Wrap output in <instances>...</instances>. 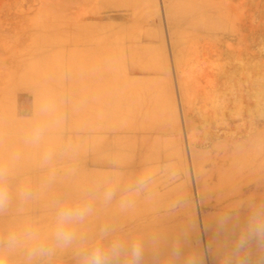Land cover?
I'll return each mask as SVG.
<instances>
[{"label":"rangeland","instance_id":"obj_1","mask_svg":"<svg viewBox=\"0 0 264 264\" xmlns=\"http://www.w3.org/2000/svg\"><path fill=\"white\" fill-rule=\"evenodd\" d=\"M128 1L129 2H127L126 0H111V1L107 0V2H106V0L105 1L104 0H0V161L4 160L7 157V154L11 149L18 148L22 152L21 160L24 159V161H21L19 163V164H22V162H23V164H22L23 166L22 165L19 166V164H18L17 166L20 168L16 167V169H15V183H20V182L21 183L22 182L28 183L33 188L37 189L39 192L37 197L34 200H32L29 204H27L23 207H17L14 205L6 214L0 215V232L6 231L9 227H11L13 225L21 224V223L29 222V221L35 222L43 228H47V226L52 221L53 212H54L53 204L56 200H58L60 198H64V197H69L73 201H75V200L79 199L80 190L82 188L102 185L103 182L107 178L112 177V176H109V175H113L112 173H114L113 177H116L119 180L121 179V176H122V179L120 180V182L122 184L123 181L127 182L130 179L139 175L141 172L147 171L145 169V168H148L147 165L151 166L152 164L157 163V165H153L151 167L152 170L155 169L156 166L158 168V169L156 168L157 169L156 171L153 170V172H152L155 175L156 181L154 180V183L151 185L148 192H146L147 194L144 193L136 199V203H135L134 207L128 209L126 212H122L117 205L115 206V204H116L115 202H113V204L108 205V206L98 204L96 207V211H95L94 215L86 222L85 225L82 226L81 230L85 231L89 234H93L103 224H107V223L108 224H113V223L116 224L117 223L116 225H118V223H119L118 219H119L120 215H122V218L127 217V219L122 221V220H120L121 219V217H120V219H119L120 220V224H119L120 226H118V227H120V229H122V228L125 229L126 224L128 225L129 228H130V226L132 228V225H133V228L132 229L130 228V232L126 230V232H124V233H135V231L137 230L136 232H138V233H143V234L146 233L145 235H150V234L155 233V232L159 233L157 227L160 226L159 230L161 233H159V234H163L162 236L160 235L162 238L165 239V237H168L169 234L170 235L172 234V236H173V237L169 236V241H168V238H166V240H167L166 242L163 239L164 243H163V241H161L160 247L165 246V244H167V246L170 247L171 244L175 240L179 239L182 243L181 245H184V246H182V249H185V250H182L184 255L185 254L187 255L188 252L190 253L192 251H196L203 256V264H220L221 252H222L224 246L226 245V243H228L233 238V234H234L233 230L235 229L233 227H235L236 225H239V223L241 221L238 222L239 220L237 218L233 217L232 222L233 223L235 222L234 223L235 225L233 223H231L232 226L230 225L229 229L222 231V232L220 231V233H219L218 232L219 229H218V225H217V219L222 213H224L223 210H221L219 207L221 206V204H226V203L233 201V200L234 201L239 200V202H242V198L247 199L248 195H249L248 192L245 193L244 195H238L237 196L236 193L234 194V190L240 189V187L243 184L244 185L247 184L246 183L247 180L249 183H251L252 181H249V179L254 181L255 177L259 176L260 174L264 175V170L262 171V173H260L259 171L256 172V170L254 169L256 167V165L258 164V162L261 161L260 160V159H262L261 157L264 156L263 155L264 154V148H263L264 147L263 146L264 141L263 142L261 141V139L264 140V138H262L264 135V119H263V117H264V0H211V2H210V0H204V3H202L203 2L202 0H191V1H188V0H143V2H141L142 0H139L138 1L139 3H137V4H139L138 8H137L136 4L134 6V4H133L134 2L132 0H128ZM187 1H188V3H187ZM118 2H119V4H118ZM121 2L124 5L129 3V6L128 5L124 6L121 4ZM136 2H137V0H136ZM191 3L193 5H191ZM195 3H197V4L201 3V5H199V4L197 5ZM131 4H133V5H131ZM140 4H142L143 6L141 5V7H139ZM99 6H100V10L98 8ZM131 6H133V7H131ZM95 8H97L98 11ZM134 8H137V9H134ZM79 11L81 13H79ZM92 11H93V13H92ZM183 11L185 14L183 13ZM199 11H201V12H199ZM186 13H188V14H186ZM41 16L42 17L44 16L43 19H41L42 18ZM52 16H54V18ZM198 16H199V18H198ZM45 17L46 18L48 17V18L46 19ZM195 17H197V18H195ZM44 18H45V20H44ZM48 20L49 21L53 20V22H56L55 26H53V24H54L53 22H52L53 23L52 25L50 22H44V21H48ZM206 20H209V22H208L209 25L207 24ZM78 21H79V24L82 26L79 25L77 28L76 26H77ZM46 23L50 24L51 26L50 25L46 26L47 25ZM83 23L86 26L85 25L83 26ZM91 23H92V25H90ZM103 23H105V24L102 25ZM108 23L109 24L113 23V24L109 26ZM40 24H44V25L46 24V25H45V27H43V25L41 27ZM73 24L76 26H74ZM130 24H131V26H130ZM105 25L106 26L108 25L107 26L108 29H105V27H106ZM210 25H212V26L210 27ZM182 26H184V27H182ZM189 26H190V28H189ZM81 27H82V29H81ZM84 27H85V31L88 30V32L84 31ZM118 27L120 28L119 30L117 29ZM185 27H187V28H185ZM138 28H140L139 31H138ZM179 28L180 29L182 28V29L180 30ZM89 29L91 32H93L92 36H90L91 32L89 31ZM94 29L95 30L97 29L98 31H95ZM116 29H117V31L115 33ZM134 29H135V31L133 33ZM81 30L83 33L81 32ZM92 30H94V31H92ZM99 30H101V31H99ZM102 30L104 32V35H103V33L101 35ZM129 30L131 31V33ZM119 31L120 32L123 31V32H121L122 36L124 35L123 37L121 36ZM108 32L111 33L112 37H114V38H111L112 40L110 39L111 36L109 35ZM113 33H114V36H113ZM136 33H138V34H136ZM95 34H96V36H95ZM134 34L136 35L135 39H133L135 37ZM47 35L48 36L51 35V36H49V38L51 37L50 41H49ZM87 35H89V37L95 36V37L91 38L93 41H89L91 39H89V37ZM105 35H106V37L110 36L109 37L110 40H108V38H106ZM126 35L128 37H126ZM137 35H138L139 39L137 38ZM40 36H41V39H40ZM55 36L58 37V39L55 38ZM74 36H75V39H74ZM37 38H38V41H37ZM99 38L100 39L102 38L101 40H103V38H104L107 41L106 42H104V40L101 41ZM113 39L114 40L116 39V40L114 41ZM117 39H118V41H117ZM85 40H87L88 42ZM122 40H123V42H121ZM46 41L48 44L46 43ZM51 42H53V43H51ZM107 42L110 43V45ZM113 42L115 45L113 44ZM118 42H119V44H118ZM126 42L128 45L126 44ZM134 42L136 44L137 43H139V44H137L135 46ZM140 42L142 44H144V45H142L144 47H146V44L149 45V46H147L148 51L146 50L147 47L144 49H141V47H140L141 43ZM94 44H95V46H94L95 48L91 47ZM106 44L109 47H107ZM124 44H126L125 45L126 47L124 46ZM96 45H97V47H96ZM74 46H76V50L74 49ZM80 46L83 49V51L79 53L78 50L80 49L79 48ZM84 46H86V48H83ZM88 46H90L91 50H89L90 48H87ZM100 46L102 48H104L103 50H106V47H107L106 52L101 51L102 48ZM111 46H112V48H111V50H109V48ZM134 46L138 50H136ZM149 48H150V50H149ZM37 49H39V51H37ZM92 49H94L93 51H96L97 53L93 52ZM113 49H115V50H113ZM46 50L49 52H47ZM88 50H89V52L90 51H92V52L89 53ZM135 50L139 54L137 52H135ZM100 51L102 52L101 56L97 55L98 53H101ZM116 51H118L120 53L117 52L118 54L116 55ZM85 52H88V55ZM114 52H115V54H113ZM54 53H55V55H53ZM92 53L96 54V55H93L95 58L97 56H99L102 58V60H103L102 56L104 55V53H106V55L108 56V58L106 57L107 60L108 59L110 60V58L113 57L112 60H114V61L122 60V63L119 61H118L119 63L113 62L114 66H112L113 69H111L112 68L111 67V65H112L111 61L112 60L111 61H109V60L105 61L106 59H104L105 62H110V66L107 65L108 63H106L107 66L104 67L105 70L104 69L102 70V68L99 69L102 71H100L101 73L98 74V76L100 75V77L97 79L96 76H97L98 72H96V71L98 69H97L96 65L100 66L102 64L101 67H103L105 65V62L98 60L99 63L102 62V63L98 64V62L96 61L98 58H96L95 62H94V59H93V61L90 60L93 58ZM133 53H135V54H133ZM42 54H44L43 58L41 57ZM110 54H113V55H110ZM74 55H76L77 58ZM80 55L81 56L83 55V56L80 57ZM136 55L139 58H136ZM90 56H91V58H89ZM110 56H112V57H110ZM115 56L117 57V60H116ZM118 56L120 59L118 58ZM147 56L148 57L152 56V57H150L151 59H148ZM48 57H50V58H48ZM54 58H55V60H54ZM82 58L83 59L89 58L86 60V62L87 61L88 62L86 63L84 61L85 59L82 60ZM104 58H105V56H104ZM133 58H136L137 62H139V63L136 62L137 63L136 64L135 60ZM180 58H182V60ZM139 59L141 61H138ZM43 60H46L44 62L48 61L49 63L48 62L46 63L48 65H46L43 62ZM79 60L80 61L82 60V61L79 62ZM143 60H144V63H143ZM34 61H36V62H34ZM56 61L58 63H56ZM174 61H176V62H174ZM84 62H85V64H84ZM124 62H125V66L123 64ZM141 62L143 63V65ZM146 62H148V65L146 64ZM81 63L84 64L85 66L82 65ZM115 63L116 64L118 63L119 66L116 65ZM38 64L40 65V67L41 66H43V67L38 68L39 67ZM50 64L52 65V67ZM54 64H55L56 68L54 67ZM72 64H73V67L71 68ZM86 64H87L88 68H86ZM88 64L90 66L92 65L94 68L92 66L89 67ZM94 64H96V65H94ZM145 65L148 66V69H144V68H147ZM161 65H162V67H160ZM83 66L85 67V70L87 69V72H88L87 74H86V71L83 69ZM114 67H115V72H114ZM131 67L135 68L134 72L130 71ZM30 68L32 71L30 70ZM79 68H80V70L81 69L82 70L81 71L79 70V72H78ZM92 68H93V70H92ZM106 68L109 70H106ZM40 69H42L43 72ZM88 69L91 71L89 72ZM110 69H111V74L114 75V80L118 79L117 82L115 81V83H114V80H112L113 77H110L113 75H110V72H107V71H110ZM46 70H48L49 72L48 71L46 72ZM21 71L23 74L26 73L24 76L26 77V75H27L28 79H26L22 74V78H23V80H22V78L20 76ZM104 71H106L105 74H104ZM51 72H53L56 75H54ZM55 72H57V73H55ZM81 72H85L84 75H86L87 77L82 76L83 73H81ZM118 72H119V74H117ZM80 73H81V75H80ZM121 73L125 74L124 79L126 81L124 79L122 80V78H123L122 76H124V75H122ZM43 74H45L46 77H44ZM92 74L96 75L95 76L96 78L93 79L94 81L93 80L91 81V79L94 78ZM107 74L109 75V78H111L110 81L111 80L113 81L112 83L109 82V80L107 81V79H108L106 77ZM228 74H229V76H228ZM8 75L10 76L9 78H8ZM38 75H39V77H38ZM49 75H50V77H49ZM51 75H52V77H51ZM102 75L105 78H102ZM133 75H134V77H133ZM136 75H137V78L139 76H141V77H139V79L142 78L143 80L142 79L141 80H139V79L134 80ZM153 75H156V76H153ZM15 77L16 78L19 77L21 79H18V78L16 79ZM90 77H92V78L90 79ZM54 78H55V80H54ZM78 78H80V79H78ZM84 78H86V79H84ZM14 79H15L14 84L16 85V81L18 83V85H16V86L13 84ZM48 79L51 82H49ZM88 79H90V80H88ZM96 79L97 80L100 79V80L96 81ZM120 79H121V81H119ZM144 79H146V80H144ZM11 80H12L13 86L11 85ZM43 80H45V81H43ZM82 80L84 81L83 85H85V86H83L81 84ZM227 80H228V82H227ZM103 81L106 82V84H104ZM132 81L134 82V84ZM141 81H142V83H141ZM27 82H28V84H26ZM91 82H93L94 85L92 84V86H91ZM239 82H240V84H238ZM38 83H40V84H38ZM96 83H99L100 85L104 84L106 86H107V84L110 85V83H111L112 85H110L109 88H108V86L106 88L105 87L103 88L102 87L103 85L100 87ZM113 83L115 84V90H114V84ZM136 83H138V85ZM129 84H130V86H129ZM143 84L146 86L145 88H144ZM39 85L41 87H39ZM95 85L96 86L98 85V87H97L98 90H99V87H100V90H102V89L105 90V91L103 90L104 92L102 91L104 93V95L102 94L103 96H105L107 94L106 91L111 90V92H113V93H111L109 91V93L112 94V96L110 95V97H109V99H111L110 100L111 102L108 101L109 103L108 104L106 103L107 100L103 99L100 96L101 93H98V92H100V90L97 92H96V90L95 91L90 90V88L93 89L94 87H96ZM133 85H135V86H133ZM139 85L141 86L142 89L139 87ZM237 85L241 89H245L249 95L248 96V98H249V116L251 117L250 121L256 122V123L253 122L254 125H253V123H251L252 125H251V134L250 135H252V136L254 135V137L256 136L255 137L256 139H259V138H261V139H259V141H256V144H255L254 143L255 138H254L253 143L255 145L253 143H251V141H250V143L252 145L249 144L250 145L249 146L250 150L248 149L249 153L247 152L245 155L242 154L243 153L242 150L239 151L240 152V155H239V152L237 151L239 149H237L238 146H236L237 152L236 151L235 152H236V155L239 156V159L237 157H235L236 159L233 162V164H235L234 166H232L233 164H231L230 165L231 167H230L226 164L224 167L228 166L233 170V168H235V166H236V168L238 167V170L235 169V171L233 170L234 172H232V170H230L229 168H224V167H222L224 169L220 168L219 170H217V169L215 170L214 167L212 166L213 165L212 162L214 163L216 161L215 153L217 154L218 151H221V146L224 145L223 137L221 136L223 139V142L221 141L222 139L220 140L221 137H213L212 139L206 141L207 143L205 142L201 145L197 144L196 141H197V139H202L200 137H205L206 135L210 134V132L214 131V129L216 130V128H214V127H216L217 125L216 126H214V125H215V122L217 120L216 119L217 116L220 114L219 110L221 112L223 109L224 113H226L229 108L232 110L235 108L237 109L236 106L239 105V102L236 103V106H234L233 104H230L228 109L224 108L223 105L219 106V104H221L220 103L221 99L223 97L229 95L230 88L231 89L234 88L233 91L235 92V97L237 99H239L238 93L240 92L241 89L239 90L238 89L239 87ZM47 86H48V88L50 87L51 89L50 88L48 89ZM75 86L77 88H75ZM124 86H126V87H124ZM147 86H148V88H147ZM243 86H245V87H243ZM247 86H249V88ZM86 87H89V88H86ZM122 87L124 88L123 90L120 89ZM132 87H135V88H132ZM182 87L184 89L180 90ZM9 88H12V89H9ZM43 88L48 90V91L50 90L49 94L47 93L48 91H45ZM52 88H53V90H52ZM97 88H95V89H97ZM128 88H129V90H127ZM235 88L238 89V90H236L237 92L235 91ZM38 89H40V90H38ZM55 89L58 90L60 93L58 91L56 93ZM62 90H63V92H62ZM131 90H133V91H131ZM135 90H136V92H135ZM145 90L147 91V94H146ZM42 91L45 92V95L49 96V97L48 98L44 97L45 95H44V93H42ZM91 91L93 92V94H92L93 96L89 95V93ZM120 91L123 92V93L121 92L122 95H120V93H119ZM128 91H129V93H126ZM85 92H87V93H85ZM137 92H140V93H137ZM50 93H51V95H50ZM54 93H56V95ZM117 93H118V95H117ZM152 93H153V95H152ZM184 93H185L186 99L188 101H191V107L194 108L193 112L191 110V114L196 117L195 118L196 120L194 119L195 121L193 120V123H195L194 125L196 128L195 129L196 131H194V132H196L195 138L198 136L197 139H195L196 140L195 142L194 141L191 142L187 138L186 128L184 127V125H182L183 122H182V114L181 113H183V108L186 105L185 101L182 98ZM94 94H96V96ZM97 94L99 95V97H101L100 101L96 100V99H98ZM115 94L117 95L116 96L117 98L114 96ZM124 94H128V95L124 96ZM140 94H142V95L144 94V96H141ZM52 95L55 97L50 98V96L53 97ZM119 95L122 96V98L126 97L125 100L126 99H129V100L123 102L124 99L122 100V98ZM89 96L91 98H87ZM136 96H138V99ZM92 97H94V98H92ZM140 97H141V99L143 97V101L144 100L145 101L144 102L143 101L138 102ZM43 98L53 99L55 101L57 98H59L61 103H59V101L58 102L56 101V102H57V110H58V113L60 111V114H61L62 108H64L63 112H62L63 116L60 117V122H59L60 124H58L59 127L57 125H54L51 128V130H53V131L51 132V130H50V134L51 133L54 134L53 135L54 138L51 137L52 134L51 135L49 134L50 136H48L49 138L51 137L50 139H53V140L47 141L49 143L51 142L52 145L46 142V146H54V149L57 152V157L55 159L54 167H53L54 169H51V170L48 168H43L40 165H38V163H37L38 159H39L38 162L40 164V158H39L40 157L39 152H41L40 148H38V150H36L37 147H34L37 152L40 150L38 153L36 151L34 152L33 151L34 148L32 149L31 146H30V148H28L29 146L27 147L26 145H24L22 143V137L17 138L18 142L13 141L16 139L15 137H17L19 133L21 134L22 131L26 133L25 130L31 126V124H32L31 119L34 116L33 114H31V112H32L31 110H33V107L35 108L34 105H36V103L38 101H40L39 99H43ZM33 99L37 102H35ZM61 99H62V101H61ZM89 99H93V100H91V103L88 102ZM119 99H121V100H119ZM149 99H150V103H149ZM101 100L102 101L106 100V102H102ZM152 100H155V101H152ZM85 101H87L88 104ZM96 101H99L97 103V105H96ZM114 101L118 102V104H116ZM136 101L139 104H137ZM93 102H95V105H96L95 111H97L98 114L99 113L101 114V112L103 111L102 110L101 112H99L101 110L102 106H106L105 104H107L108 106H106V112H108L109 115H110V113L112 114V112H113V114H112L113 117L111 115V117L109 116V118H108V114H106V112H105L104 116L105 117L107 116L106 118L103 116V114H101V116H103V117L100 116V118L97 119L96 116H98V115L92 114L93 108H91V107H92ZM100 102L103 103V105L101 107L99 106ZM113 102L116 105H118V107H116ZM140 102H142V103H140ZM153 102H156V103H153ZM85 103H86V106H85ZM124 103H125V107H124ZM210 103H212L211 106H210ZM213 103L215 104V106ZM126 104H128V105H126ZM130 104H133V105L135 104V105L132 106ZM145 104L147 107V109L145 108V110H147L145 112L146 113L145 115H147L146 121L148 120L149 116H150V119H149V121L146 122L144 119L146 117L145 116L143 118L144 123H142L143 121L141 122V120L139 121L138 119L141 116L142 117L144 116L143 112H144ZM216 104L218 106H216ZM87 105L90 106L89 109L87 108L88 111L85 108V107H87ZM100 105H101V103H100ZM119 105H121V106H119ZM129 105H130V107L128 108ZM150 105H151V107H150ZM31 106H33V107L31 108ZM97 106L100 107V110H99V107L97 109ZM109 106H110V110H108ZM111 106H112V108L115 107L116 111L119 110V107H121L122 110H124V111H122L120 109L119 110L120 114H118L114 109H113V111H111L112 110ZM138 106H141V107H138ZM209 106L210 107H212V106L216 107V109L213 110V108H212V109H210L211 110L210 111ZM222 106H223V108H222ZM218 107H220V109H218ZM116 108H118V109H116ZM123 108H126V110L129 109L127 111L130 113L128 114V112ZM140 108H141V110H139ZM149 108H151L150 109L151 111H149ZM59 109H61V110H59ZM131 110H132V112H131ZM138 110L140 112H138ZM104 111H103V113H104ZM109 111H111V112L109 113ZM121 111H122V114H121ZM175 111H176V113H175ZM124 112H126L128 114L127 115L125 113L126 116H130V117L127 118L125 115H123ZM133 112H134V115H133ZM149 112L150 113L152 112V113L149 114ZM88 113H89V115H88ZM214 113L217 114V116ZM60 114H59V116H60ZM152 114H153V116H152ZM173 114L174 115L176 114L175 115L176 117L178 116L177 119H176V117L173 116ZM31 115H33V116H31ZM92 115H94V119H92V117H91ZM132 115H133V117H132ZM212 115H214L216 117H212ZM29 116L31 117L30 119H28ZM119 116L122 117V121L119 120V119H121V117H119ZM124 116L126 117L127 121L124 120ZM225 116L226 115L224 114L223 117H225ZM116 117H119V118H117L118 123H117V119H113ZM151 117L153 118V120ZM162 117H164V120L162 119ZM111 118L116 123H112ZM154 118H156V120ZM173 118H175V119H173ZM221 118H222V115H221ZM258 118H260V119L262 118V119L258 120ZM18 119L20 120V122H17ZM85 119H87V120H85ZM89 119L91 120L90 121L91 123L89 122ZM100 119L102 120L103 123L98 124V125H102V127L101 126L98 127L97 125H95V126H97V127H95V128H97V130H95V128H92V124L96 123V122L98 123V121ZM197 119H198V121H197ZM202 119H203V121H202ZM14 120H16V122H17V124L16 123L14 124V125H16L15 127L13 125V122H15ZM21 120H25L24 124L22 122L23 127H22V124H21V127L22 128L28 127V128H26L24 130L21 127L19 128V126H18L17 129H14L17 127L18 124L21 123ZM106 120L110 121V122L108 121L109 125L113 124L114 126H116L120 122L123 123V124H120L118 126L119 127L122 126L124 129H125V127L128 128V130H127L128 132H126V136L129 137L131 135L129 137V140H128V138H126V136L124 134L125 133L124 129H121L122 132L119 130L120 128L118 129L117 126H116L117 128L114 126H113L114 128L111 127L110 130H112L114 132L107 129V127H105V125H106L105 121ZM26 121H29L31 124L29 122H28V124H25ZM164 121H166L168 123H165ZM137 122L142 123L144 128H142L143 126L141 127V125L138 127V125L140 123L138 124ZM148 122H149V125H148ZM161 122L165 123L166 125H163ZM146 123H147V125H146ZM7 124H8V127L13 125V131L14 132H12V128H7V130L5 129ZM10 124H12V125H10ZM151 124H153L152 127L154 126V130L152 128H151L152 130H149V128L151 127ZM155 124H157V125L159 124L161 126L160 129H162V128L166 129V127H164V126H168L166 129L167 133L164 130H163L164 132L160 131L159 125L156 126ZM89 127H90V129H89ZM255 127H256V129H258V132L255 129ZM100 128H102V129H100ZM103 128H104V130H103ZM145 128H146V130H145ZM169 128H170V130H169ZM259 128H260V132H259ZM8 129H10V130H8ZM157 129H158V132H157ZM132 130L134 132H132ZM136 130H138V131H136ZM167 130H169V132ZM179 130H180V132H179ZM7 131H9L12 135L9 136L10 134L6 133ZM15 131L17 133H15ZM18 131H21V132H18ZM90 131L92 133L93 132L97 133L95 131H99L100 133H104L105 136L103 134H100L99 132L97 133L98 137H96V139L98 138L99 141H97V140L96 141L99 144L103 141L104 138H106L108 136L112 137L113 136L112 133L115 134V133H118V131H119V133H122V134L118 133V135H116V136L114 135V137H113V140L115 142V147H116L115 150L117 151V149H120L122 147L120 152L118 151L121 155H119V154L118 155L121 156V158H123V156L126 155L127 157L126 156L125 157L128 160V161L126 159L124 160V158H125L124 157L123 160L118 159V162L120 161V163H118L117 159H116V157H118V155L116 152H114V154L116 153L115 154L116 155L115 160L117 162L116 166L114 167V170H115V168H117V169L119 168V170L113 171L112 173L110 172L111 173L110 174L109 171L111 169L110 170L107 169L104 172V170L106 168H102L100 166H96L99 168H95L93 165H91L90 160H91V157L93 155V151H92V147H89V144L92 142V140H93L92 138L95 136H92L94 134L89 135L88 132H90ZM135 131H136V133H135ZM148 131L152 132L151 134H149L150 138L153 137L155 139V136L153 135V134H155L156 137H159L156 139H159L160 141L157 140V141H159L158 145H157L156 142L153 141L154 139L150 140V138H148V140L146 141V148L147 149H145V151L143 153V158H142L143 159L142 163L146 166H142V164H141V166H138V165H136V164L140 165V163H139V161H140L139 160L140 159V152L139 151L140 150L138 151V149H140V144H141V142L139 141L140 140L139 137H140V135L145 134V133H146L145 135L148 136V133H149ZM58 132L60 133L59 136H58ZM130 132L132 134L134 133L135 135L139 132L137 134V136H134L135 140L132 138L134 134L133 135L130 134L129 136L127 135V133H130ZM56 133H57V136L59 137L58 140H57V138L55 139ZM140 133H142V134H140ZM15 134H17V135H15ZM23 134H21V136H23ZM67 134H69V135H67ZM60 135H61V137H60ZM119 135H123L124 139L123 138L121 139L119 137L116 138ZM164 135H165V137L167 135L166 139L164 138ZM169 135L171 138L169 137ZM171 135H173L174 138ZM99 136H100V138H99ZM252 136H251V138H252ZM11 137L13 138L12 140H10ZM90 137L92 140L89 139ZM115 139L117 140V142L115 141ZM177 139H179V140H177ZM47 140H49V139H47ZM124 140L125 141L127 140L128 142L127 141L125 142ZM133 140L136 142V146H135V142H133ZM123 141H124V143L130 144V145L125 147L126 144H124ZM129 141H130V143H129ZM152 141L154 142L155 145L151 143ZM138 142L140 144H138ZM189 142H191V143H189ZM239 142H240V140H239ZM239 142L237 141V143H239ZM259 143H261V144L263 143L262 146ZM149 144H151V145H149ZM117 145H118V147H117ZM119 145H120V147H119ZM256 145H258V147ZM131 146L133 149L131 148ZM149 146H151V147L149 148ZM252 146H253V151H255V149L257 150L258 148H259L258 150H260L259 146H261V153L259 151L260 154L259 155L256 154L258 152V150H257V152H255V154H256L255 155L254 152L252 151ZM124 147H125V149H124ZM128 147H130L132 150ZM136 147H138V148H136ZM134 148H136V149H134ZM156 148H158V149H156ZM211 148H213L214 150ZM123 149L125 151V152L123 151V153H125V154H122V152H121ZM210 149H211V151H210ZM240 149H241V147H240ZM128 150H130L131 152ZM156 150H158L157 153H156ZM98 151L104 152V150H102V148H98ZM33 152H34V154L35 153L39 154V155H36L37 157H35V155H34L35 158H38V159H34V160H36L35 163H37L36 166L33 162L34 161L33 160V154H32ZM103 152H101V153L104 156L106 154V152H104L105 154H103ZM127 152H130V153H127ZM152 152L156 153V155ZM202 153H203V155H202ZM219 153L220 152H218V154ZM221 153H222V151H221ZM24 154H28V155H25L27 157H24ZM127 154H131V155L129 156ZM147 154H148V156L153 154L151 156L152 158L149 157L150 158L149 159ZM102 155L101 156L98 155V156L102 157ZM252 155H254V156H252ZM131 156L132 157L134 156V159L131 158ZM251 156H252V158H251ZM30 157L32 158V160ZM210 157L213 160H211ZM118 158H120V157H118ZM129 158H130V160H129ZM145 158H146V160H144ZM194 159L196 161H198L197 165L199 168H201L199 170L197 169V171L195 169ZM192 160H193V162H192ZM123 161H125L126 163ZM26 162L30 165L34 164V167L32 165L30 168V166ZM127 162H129V163H127ZM241 164H242V166L239 168V166ZM27 165H28L30 170L27 169V167H26ZM125 166H127V167H125ZM263 166H264V158H263ZM70 168L75 169L74 174H69L67 172V170ZM101 168L103 170H101ZM212 168L214 171L212 170ZM149 169L150 168H148V171L151 170V169L150 170ZM228 169L230 171L228 173H230L232 175V177H230V175L227 174V175H229V178H227L228 176L227 177L225 176ZM250 169H252V170L250 171ZM53 170L55 171L54 172L55 173L54 174L55 175L54 182L51 183L50 186L45 187L44 186L45 182H46L47 178L49 177V175L52 174ZM220 170L221 171L223 170V171L220 172L221 174L219 175L218 172ZM253 171H255V172H253ZM212 172L215 174H213ZM231 172L235 173V175L233 176V174ZM222 173H224V174H222ZM254 173L257 175H255ZM57 175H58V177H57ZM27 176H28V178H27ZM81 176H83V177H81ZM247 176H248V178H245ZM23 177H24V180H23ZM222 177H225V183H223L224 179H223V182L221 181ZM231 178H232V180H231ZM25 179L27 181H25ZM228 179H229V182H231V183H228ZM242 179H243V181H241ZM18 180H20V181H18ZM219 181H221L222 183L221 182L219 183ZM242 187H244V186H242ZM150 192L152 194H150ZM41 195H42V198L40 199ZM241 196H242V198H240ZM234 197H236V198H234ZM245 197H247V198H245ZM178 198H180V199H178ZM178 204H180V205L178 206ZM113 205H114V207H113ZM160 205H161V207H160ZM143 206L146 208H144ZM51 207H52V209H51ZM116 207H118V208H116ZM175 207L177 209H175ZM184 207H185V209H184ZM151 208L154 209V211L153 210L151 211L150 210ZM16 209H18V211H16ZM165 209L167 211L169 210L168 211L169 213ZM182 209H184V210H182ZM43 210H46V211L44 212ZM148 210H150V211L148 212ZM174 210H176V212L178 210V212L176 213ZM170 211L171 212L174 211L175 213L174 212L170 213ZM180 212H182V213H180ZM230 212L232 213V215H235V213H233V211H230ZM145 213L146 214L154 213V214H151L152 216L148 215L149 219L152 217L151 220L154 218L153 215H155L156 218L153 219L154 221L152 220L149 222L147 220V222L149 224L151 223L150 227H152V229L154 231L156 229H157V231L152 232L153 230L150 227H148L149 224L146 223V219H148L147 218L148 216L145 217L146 216ZM162 213L165 215L167 214V215L165 216ZM126 215H128L130 218ZM159 215H162V216H159ZM134 216L137 219L141 218L139 221L141 222L140 225L143 224L142 227L140 225H139L140 227H138V226L135 227L139 223L136 224L137 222H134V220L136 221L135 218L133 220ZM161 217H164V218H161ZM116 218H117V220H116ZM128 218H129V220H128ZM131 218H132V220H131ZM143 218H144L145 223H146L145 226L148 225L147 227L150 228V229L147 228L149 230V231L147 230V232H144L145 228L143 229L144 224H145V223H143L144 221H141ZM112 219H114L116 221H114ZM109 221L110 222L112 221V222L109 223ZM236 221H237V223H236ZM160 222H163V223H160ZM131 223H133V224L129 226V224H131ZM152 223H156L158 226L156 225V227H155V225ZM122 226H124V227H122ZM128 227H126V229H128ZM134 227L137 228L135 231H134V229H135ZM154 227L156 229H154ZM123 229H122V231H123ZM138 229L139 230L142 229L143 231H141V230L139 231ZM131 230H133L134 232ZM161 230L165 234L169 233V234H167L168 236H165ZM231 233H232V235H231ZM163 236H165V237H163ZM225 238H227V240ZM173 239H175V240H173ZM223 240H224V242H223ZM170 242H172V243H170ZM186 250H187V253H185ZM150 254H151V250L149 248L148 253H147L148 257H151ZM167 254L168 253H166L165 256L163 255L164 256L163 260L166 259L165 261H163L162 258L159 259V264H161V263L166 264L167 257H168ZM148 257L146 256L147 264L150 263L149 262L150 259H148ZM146 262H145V264H146ZM14 264H21V257L20 256H17L15 258ZM53 264H76V258L74 255V251L69 249V250H65V251L59 253L57 255V257L54 259Z\"/></svg>","mask_w":264,"mask_h":264},{"label":"clouds","instance_id":"obj_2","mask_svg":"<svg viewBox=\"0 0 264 264\" xmlns=\"http://www.w3.org/2000/svg\"><path fill=\"white\" fill-rule=\"evenodd\" d=\"M59 122L56 101L41 99L35 105L33 122L22 137L24 145L41 148L40 166L50 170L57 152L46 142L51 128ZM21 157L22 152L13 148L0 161V215L14 205L29 204L39 194L28 183H15V169ZM67 172L74 174L75 169ZM54 179L53 171L44 186H50ZM154 180L150 171L141 172L123 184L118 178L109 177L102 185L82 188L75 201L69 197L56 200L47 228L29 221L0 232V264H14L17 256L21 257V264H53L59 253L69 249L74 251L76 264H145L149 248L155 264H159V233H124L115 224H103L93 234L81 230L98 204L108 206L115 202L126 212L134 207L139 196L148 192ZM246 207L247 216L233 230V238L221 252L220 264H264V200H250ZM232 220L230 211L222 213L217 219L219 230L229 229ZM166 264H203V256L196 251L184 255L177 239L168 249Z\"/></svg>","mask_w":264,"mask_h":264},{"label":"bare ground","instance_id":"obj_3","mask_svg":"<svg viewBox=\"0 0 264 264\" xmlns=\"http://www.w3.org/2000/svg\"><path fill=\"white\" fill-rule=\"evenodd\" d=\"M104 1H105V0H104ZM108 1H111V0H108ZM126 1L129 2L128 0H126ZM132 1L134 2V3H133L134 6H135V4H136V5H137V8H138V5H139V4H137V3H139V2H138L139 0H137V2H136V0H132ZM188 1H191V0H188ZM188 1H187V3H188ZM202 1H203L202 3H204V0H202ZM106 2H107V0H106ZM141 2H143V0H142ZM141 2H140V3H141ZM196 2H197V1H196ZM210 2H211V0H210ZM125 3H126V2H125ZM187 3H186V4H187ZM193 3H194V2H193ZM208 3H209V2H208ZM100 4H101V3H100ZM118 4H119V2H118ZM121 4L124 5L122 2H121ZM133 4H131V5H133ZM142 4H143V3H142ZM142 4H140L139 7H141ZM195 4H197V3H195ZM198 4H199V3H198ZM198 4H197V5H198ZM122 5H121V6H122ZM127 5L129 6V3L125 4L124 6H127ZM182 5H183V4H182ZM191 5H193V4L191 3ZM199 5H201V3H200ZM88 6H89V5H88ZM121 6H120V7H121ZM142 6H143V5H142ZM183 6H184V5H183ZM85 7H86V6H85ZM131 7H133V6H131ZM207 7H208V6H207ZM207 7H206V8H207ZM88 8H89V7H88ZM98 8H99V10H100V6H99ZM104 8H105V7H104ZM104 8H103V9H104ZM127 8H128V7H127ZM137 8H134V9H137ZM183 8H184V7H183ZM189 8H190V7H189ZM206 8H205V9H206ZM208 8H209V7H208ZM208 8H207V9H208ZM85 9H86V8H85ZM95 9H97V8H95ZM109 9H110V8H109ZM144 9H145V8H144ZM115 10H116V9H115ZM117 10H118V9H117ZM193 10H194V9H193ZM82 11H83V10H82ZM97 11H98V9H97ZM118 11H119V10H118ZM131 11H132V10H131ZM137 11H138V10H137ZM137 11H136V12H137ZM184 11H185V10H184ZM184 11H183V13H184ZM188 11H189V10H188ZM88 12H89V11H88ZM121 12H122V11H121ZM133 12H134V11H133ZM141 12H142V11H141ZM185 12H186V11H185ZM196 12H197V11H196ZM199 12H201V11H199ZM79 13H81V12L79 11ZM86 13H87V12H86ZM92 13H93V11H92ZM171 13H172V12H171ZM173 13H174V12H173ZM177 13H178V12H177ZM88 14H89V13H88ZM181 14H182V13H181ZM184 14H185V13H184ZM184 14H183V15H184ZM186 14H188V13H186ZM142 16H143V15H142ZM142 16H141V17H142ZM172 16H173V15H172ZM208 16H209V15H208ZM41 17H42V16H41ZM43 17H44V16H43ZM43 17H42L41 19H43ZM52 17L54 18V16H52ZM131 17H132V16H131ZM138 17H139V16H138ZM45 18H46V17H45ZM45 18H44V20H45ZM47 18H48V17H47ZM47 18H46V19H47ZM133 18H134V17H133ZM195 18H197V17H195ZM198 18H199V16H198ZM39 19H40V18H39ZM131 19H132V18H131ZM139 20H140V19H139ZM206 21H207V24H208L209 20H206ZM44 22H50L51 25L54 23L53 26H55V24H56V22H53V20H52V21H49V20H48V21H44ZM52 22H53V23H52ZM85 22H86V21H85ZM87 22H88V21H87ZM108 22H109V21H108ZM117 22H118V21H117ZM37 23H38V22H37ZM40 23H41V22H40ZM42 23H43V22H42ZM76 23H77V22H76ZM105 23H106V22H105ZM105 23H103L102 25H104ZM118 23H119V22H118ZM134 23H135V22H134ZM205 23H206V22H205ZM46 24H47V25H46ZM46 24H45L46 26L50 25V24H48V23H46ZM93 24H94V23H93ZM112 24H113V23H111V24L108 23L109 26L112 25ZM138 24H139V23H138ZM203 24H204V23H203ZM40 25H41V27H42V25H43V27H45L44 24H40ZM51 25H50V26H51ZM73 25H74V24H73ZM79 25H80V24H79V21H78L77 26H76V25H74V26H76V27L78 28ZM84 25H85V24L83 23V26H84ZM90 25H92V23H91ZM90 25H89V26H90ZM99 25H100V24H99ZM108 25H107V26H108ZM135 25H136V24H135ZM205 25H206V24H205ZM205 25H204V26H205ZM208 25H209V24H208ZM80 26H82V25H80ZM85 26H86V25H85ZM93 26H94V25H93ZM100 26H101V25H100ZM105 26H106V25H105ZM107 26H106V27H107ZM119 26H120V25H119ZM130 26H131V24H130ZM133 26H134V25H133ZM176 26H177V25H176ZM184 26H185V25H184ZM184 26H182V27H184ZM190 26H191V25H190ZM190 26H189V28H190ZM196 26H197V25H196ZM211 26H212V25H210V27H211ZM90 27H91V26H90ZM102 27H103V26H102ZM106 27H105V29H108V27H107V28H106ZM139 27H140V26H139ZM179 27H180V26H179ZM92 28H93V27H92ZM92 28H91V29H92ZM100 28H101V27H100ZM103 28H104V27H103ZM103 28H102V29H103ZM126 28H127V27H126ZM132 28H133V27H132ZM185 28H187V27H185ZM195 28H196V27H195ZM195 28H194V29H195ZM205 28H206V27H205ZM75 29H76V28H75ZM81 29H82V27H81ZM105 29H104V30H105ZM117 29L119 30L120 28L118 27ZM117 29L115 30V33H116ZM139 29H140V28H138V31H139ZM173 29H174V28H173ZM179 29H180V28H179ZM181 29H182V28H181ZM181 29H180V30H181ZM192 29H193V28H192ZM78 30H79V29H78ZM94 30H95V29H94ZM94 30H92V31H94ZM122 30H123V29H122ZM127 30H128V29H127ZM79 31H80V30H79ZM84 31H85V27H84ZM89 31H90V29H89ZM95 31H98V30L96 29ZM99 31H101V30H99ZM113 31H114V30H113ZM129 31H130V30H129ZM129 31H128V32H129ZM134 31H135V29L133 30V33H134ZM81 32H82V30H81ZM85 32H88V30H86ZM90 32H91V31H90ZM119 32H120V31H119ZM121 32H123V31H121ZM121 32H120V34H121ZM136 32H137V31H136ZM82 33H83V32H82ZM95 33H96V32H95ZM102 33H103V35H104L103 30H102V32H101V35H102ZM108 33H109V32H108ZM130 33H131V31H130ZM140 33H141V32H140ZM140 33H139V34H140ZM79 34H80V33H79ZM84 34H85V33H84ZM92 34H93V32H91V35H90V34H89V35L92 36ZM136 34H138V33H136ZM54 35H55V34H54ZM54 35H53V36H54ZM89 35H87V36L89 37ZM97 35H98V34H97ZM109 35L111 36V33H109ZM128 35H129V34H128ZM134 35H135V34H134ZM41 36H42V35H41ZM41 36H40V39H41ZM43 36H44V35H43ZM47 36H48V35H47ZM49 36H51V35H49ZM49 36H48V39H49V41H50V38H51V37L49 38ZM77 36H78V35H77ZM81 36H82V35H81ZM81 36H80V37H81ZM95 36H96V34H95ZM95 36H93V37H95ZM99 36H100V35H99ZM99 36H98V37H99ZM110 36H109V37H110ZM113 36H114V33H113ZM116 36H117V35H116ZM121 36H122V34H121ZM123 36H124V35H123ZM123 36H122V37H123ZM93 37H89V39H91V38H93ZM105 37H106V35H105ZM105 37H104V38H105ZM109 37H106V38H108V40H110L111 38H114V37L111 36L110 39H109ZM117 37H118V36H117ZM117 37H116V38H117ZM126 37H128V36L126 35ZM55 38L58 39V37H56V36H55ZM78 38H79V37H78ZM104 38H103V40H104V42H106L107 40H105ZM135 38H136V35H135V37H134L133 39H135ZM137 38H138V35H137ZM45 39H46V38H45ZM52 39H53V38H52ZM74 39H75V36H74ZM84 39H85V38H84ZM87 39H88V38H87ZM99 39H100V38H99ZM101 39H102V38H101ZM101 39H100V40H101ZM120 39H121V38H120ZM120 39H119V40H120ZM128 39H129V38H128ZM138 39H139V38H138ZM176 39H177V38H176ZM34 40H35V39H34ZM43 40H44V39H43ZM94 40H95V39H94ZM96 40H97V39H96ZM103 40H101V41H103ZM111 40H112V39H111ZM113 40H114V39H113ZM115 40H116V39H115ZM115 40H114V41H115ZM35 41H36V40H35ZM37 41H38V38H37ZM44 41H45V40H44ZM52 41H53V40H52ZM54 41H55V40H54ZM57 41H58V40H57ZM57 41H56V42H57ZM76 41H77V40H76ZM79 41H80V40H79ZM85 41H87V40H85ZM89 41H93V40L91 39V40H89ZM117 41H118V39H117ZM130 41H131V40H130ZM137 41H138V40H137ZM177 41H178V40H177ZM77 42H78V41H77ZM83 42H84V41H83ZM87 42H88V41H87ZM108 42H109V41H108ZM108 42H107V43H108ZM119 42H120V41H119ZM119 42H118V44H119ZM121 42H123V40H122ZM37 43H38V42H37ZM39 43H40V42H39ZM46 43H47V41H46ZM51 43H53V42H51ZM74 43H75V42H74ZM80 43H81V42H80ZM96 43H97V42H96ZM96 43H95V44H96ZM128 43H129V42H128ZM132 43H133V42H132ZM134 43H135V42H134ZM140 43H141V42H140ZM44 44H45V43H44ZM47 44H48V43H47ZM47 44H46V45H47ZM54 44H55V43H54ZM95 44H94L93 46H91V47H94ZM102 44H103V43H102ZM102 44H101V45H102ZM108 44L110 45V43H108ZM113 44H114V42H113ZM121 44H122V43H121ZM126 44H127V42H126ZM126 44H124V46H125ZM137 44H139V43H137ZM137 44L135 43V46H136ZM39 45H40V44H39ZM98 45H99V44H98ZM103 45H104V44H103ZM103 45H102V46H103ZM106 45H107V44H106ZM114 45H115V44H114ZM116 45H117V44H116ZM127 45H128V44H127ZM142 45H144V44L141 43V45H140L141 49H144V48H146L147 46H149V45H147V44H146V47H144V46H142ZM174 45H175V44H174ZM121 46H122V45H121ZM135 46H134V47H135ZM44 47H45V46H44ZM96 47H97V45H96ZM100 47H101V46H100ZM107 47H109V46L107 45ZM107 47H106V50H107ZM125 47H126V46H125ZM128 47H129V46H128ZM137 47H138V46H137ZM38 48H39V47H38ZM46 48H47V47H46ZM79 48H80V49H79V50L77 49V50H78L79 53H80V52L83 51V49L81 48V46H80ZM83 48H86V46H84ZM87 48H90V46H88ZM94 48H95V47H94ZM101 48H102V47H101ZM111 48H112V46L109 48V50H111ZM138 48H139V47H138ZM74 49L76 50V46H74ZM81 49H82V50H81ZM103 49H104V48H102V50H101V49H100V50L106 52V50H103ZM128 49H129V48H128ZM135 49L138 50L136 47H135ZM43 50H44V49H43ZM89 50H91V48H90ZM89 50H88V52H89ZM93 50H94V49H92V51H93ZM95 50H96V49H95ZM98 50H99V49H98ZM113 50H115V49H113ZM120 50H121V49H120ZM136 50H135V52H137ZM146 50L148 51V47L146 48ZM149 50H150V48H149ZM37 51H39V49H37ZM40 51H41V50H40ZM46 51H47V50H46ZM46 51H45V52H46ZM84 51H85V50H84ZM92 51H90L89 53H91ZM101 51H100V52H101ZM130 51H131V50H130ZM147 51H146V52H147ZM47 52H49V51H47ZM51 52H52V51H51ZM54 52H55V51H54ZM88 52H85V53H87V55H88ZM93 52L97 53L96 51H93ZM117 52H118V51H116V55H117L118 53H120V52H118V53H117ZM146 52H145V53H146ZM137 53H138V52H137ZM137 53H136V54H137ZM151 53H152V52H151ZM82 54H83V53H82ZM101 54H102V52H101V53H98L97 55L101 56ZM113 54H115V52H114ZM113 54H110V55H113ZM133 54H135V53H133ZM138 54H139V53H138ZM53 55H55V53H54ZM85 55H86V54H85ZM93 55H96V54L92 53V56H93ZM119 55H120V54H119ZM144 55H145V54H144ZM43 56H44V54H42L41 57L43 58ZM56 56H57V55H56ZM74 56L77 58L76 55H74ZM78 56H79V55H78ZM82 56H83V55H82ZM82 56L80 55V57H82ZM99 56L96 57V58H98L97 60H96V58H95L94 56H93V58L90 59V60L93 61V59H94V62H95V60H96V61L98 62V64L102 63V62L99 63L98 60H101V61H103V62L109 60V59H108V60L106 59V57L108 58V56L106 55V53H104V55L102 56V57H103V60H102V58L99 57ZM104 56H105V58H104ZM173 56H174V55H173ZM75 57H74V58H75ZM110 57H112V56H110ZM150 57H152V56H150ZM150 57L147 56L148 59H151ZM48 58H50V57H48ZM52 58H53V57H52ZM89 58H91V56H90ZM89 58H86V59L84 58L85 60L82 58V60H84V61L86 62V60L89 59ZM100 58H101V59H100ZM112 58H113V57H112ZM112 58H110L109 61H111ZM115 58H116V60H117V57H116V56H115ZM118 58H119V56H118ZM136 58H139V57L136 55ZM136 58H133V59L135 60V63L137 62V59H136ZM78 59H79V58H78ZM104 59H106V60L104 61ZM119 59H120V58H119ZM152 59H153V58H152ZM155 59H156V58H155ZM180 59L182 60V58H180ZM49 60H50V59H49ZM52 60H53V59H52ZM54 60H55V58H54ZM82 60H81V61H82ZM146 60H147V59H146ZM41 61H42V60H41ZM44 61H46V60H43V62H44ZM57 61H58V60H57ZM57 61H56V63H58ZM81 61L79 60V62H81ZM118 61L122 63V60H117V61L112 60V61H111V62H112L111 67L114 66V65H113V62H118ZM138 61H141V60L139 59ZM34 62H36V61H34ZM34 62H33V63H34ZM37 62H38V61H37ZM47 62H48V61H47ZM47 62H44V63L46 64ZM54 62H55V61H54ZM85 62H84V64H85ZM87 62H88V61H87ZM87 62H86V63H87ZM94 62H93V63H94ZM97 62H96V63H97ZM119 62H118V63H119ZM150 62H151V61H150ZM174 62H176V61H174ZM38 63H39V62H38ZM48 63H49V62H48ZM74 63H75V62H74ZM82 63H83V62H82ZM82 63H81V64H82ZM93 63H92V64H93ZM106 63H108L107 65L110 66V62H105V65H104L103 67H101L102 64H101L100 66H98V65H96V64H94V65L97 66V69H98V70L101 69V68H102V70H103V69L105 70L104 67L107 66ZM118 63H117V64L115 63V64L118 65ZM137 63H139V62H137ZM137 63H136V64H137ZM141 63H142V62H141ZM143 63H144V60H143ZM143 63H142V65H143ZM178 63H179V62H178ZM34 64H35V63H34ZM34 64H33V65H34ZM42 64H43V63H42ZM51 64H52V63H51ZM51 64H50V65H51ZM84 64H82V65H84ZM123 64H124V66H125V62H124ZM146 64L148 65V62H146ZM38 65H39V64H38ZM46 65H48V64H46ZM134 65H135V64H134ZM142 65H141V66H142ZM56 66H57V65H56ZM84 66H85V65H84ZM84 66H83V69L85 70V67H84ZM88 66L91 67L92 65L90 66V65L88 64ZM118 66H119V65H118ZM145 66H146V65H145ZM178 66H179V65H178ZM41 67H43V66H41ZM41 67H40V65H39L38 68H41ZM48 67H49V66H48ZM51 67H52V65H51ZM54 67H55V64H54ZM54 67H53V68H54ZM57 67H58V66H57ZM61 67H62V66H61ZM72 67H73V64H72L71 68H72ZM92 67H93V66H92ZM111 67H110V68H111ZM115 67H116V66H115ZM115 67H114V72H115ZM146 67H147V68H144V69H148V66H146ZM152 67H153V66H152ZM160 67H162V65H161ZM38 68H37V69H38ZM44 68H45V67H44ZM55 68H56V67H55ZM86 68H88V67H87V64H86ZM93 68H94V67H93ZM93 68H92V70H93ZM117 68H118V67H117ZM37 69H36V70H37ZM42 69H43V68H42ZM42 69H40V70L43 72ZM46 69H47V68H46ZM49 69H50V68H49ZM89 69H90V68H89ZM89 69H88V71L90 72L91 70H89ZM111 69H113V67H112ZM111 69H110V71H107V72H110V75H113V74H111ZM30 70H31V68H30ZM38 70H39V69H38ZM50 70H51V69H50ZM55 70H56V69H55ZM55 70H54V71H55ZM61 70H62V69H61ZM71 70H72V69H71ZM79 70H80V68L78 69V72H79ZM81 70H82V69H81ZM81 70H80V71H81ZM94 70H95V69H94ZM98 70H97V71L95 70L96 72H98V73H97V76L92 74L94 78L90 77V79L92 78L91 81H92L93 79H95L96 77H97V79L100 77V75L98 76V74L101 73L100 71H102V70H99V71H98ZM106 70H109V69L106 68ZM134 70H135L134 67H131V68H130V71H131V72H132V71L134 72ZM242 70H243V69H242ZM31 71H32V70H31ZM33 71H34V70H33ZM44 71H45V70H44ZM47 71H48V70H46V72H47ZM59 71H60V70H59ZM85 71H86V74H87V73H88V72H87V69H86ZM117 71H118V70H117ZM126 71H127V70H126ZM142 71H143V70H142ZM234 71H235V70H234ZM18 72H19V71H18ZM42 72H41V73H42ZM48 72H49V71H48ZM60 72H61V71H60ZM60 72H59V73H60ZM78 72H77V73H78ZM96 72H95V73H96ZM121 72H122V71H121ZM139 72H140V71H139ZM237 72H238V71H237ZM12 73H13V72H12ZM16 73H17V72H16ZM16 73H15V74H16ZM19 73H20V72H19ZM41 73H40V74H41ZM51 73H53V72H51ZM55 73H57V72H55ZM59 73H58V74H59ZM81 73H83L82 76H86V75H84L85 72H81ZM81 73H80V75H81ZM105 73H106V71H104V74H105ZM129 73H130V72H129ZM129 73H128V74H129ZM144 73H145V72H144ZM232 73H233V72H232ZM13 74H14V73H13ZM13 74H12V75H13ZM22 74H23V73H22V71H21V75H20L21 78H22ZM25 74H26V73H24L23 76H24ZM27 74H28V73H27ZM37 74H38V73H37ZM53 74H54V73H53ZM90 74H91V73H90ZM102 74H103V73H102ZM117 74H119V72H118ZM121 74H122V73H121ZM131 74H132V73H131ZM133 74H134V73H133ZM136 74H137V73H136ZM239 74H240V73H239ZM10 75H11V74H10ZM43 75H44V77H46L45 74H43ZM46 75H47V74H46ZM54 75H56V74H54ZM92 75H91V76H92ZM115 75H116V74H115ZM122 75H124V76H122V77H123L122 80H123V79L125 78V74L123 73ZM234 75H235V74H234ZM40 76H41V75H40ZM88 76H89V75H88ZM95 76H96V77H95ZM145 76H146V75H145ZM153 76H156V75H153ZM228 76H229V74H228ZM228 76H227V77H228ZM9 77H10V76L8 75V78H9ZM24 77H25V76H24ZM27 77H28V76L26 75L25 78L28 79ZM34 77H35V76H34ZM36 77H37V76H36ZM38 77H39V75H38ZM49 77H50V75H49ZM51 77H52V75H51ZM79 77H80V76H79ZM86 77H87V76H86ZM106 77L108 78L107 81L109 80V82H111V83L113 82L112 80H114V75H113V76H110V77H113L111 81H110L111 78H109V75H108V74L106 75ZM133 77H134V75H133ZM139 77H141V76H139ZM139 77L137 78V75H136V77L134 78V80H138ZM234 77H235V76H234ZM238 77H239V76H238ZM15 78H16V77H15ZM17 78H18V79H21V78H19V77H17ZM17 78H16V79H17ZM73 78H74V77H73ZM75 78H76V77H75ZM88 78H89V77H88ZM102 78H105V77H103V75H102ZM116 78H117V77H116ZM156 78H157V77H156ZM239 78H240V77H239ZM26 79H25V80H26ZM78 79H80V78H78ZM82 79H83V78H82ZM84 79H86V78H84ZM90 79H88V80H90ZM97 79H96V81H99V80H100V79H99V80H97ZM131 79H132V78H131ZM141 79H142V78H141ZM141 79H139V80H141ZM22 80H23V78H22ZM25 80H24V81H25ZM34 80H35V79H34ZM34 80H33V81H34ZM41 80H42V79H41ZM54 80H55V78H54ZM73 80H74V79H73ZM76 80H77V79H76ZM88 80H87V81H88ZM117 80H118V79H117ZM117 80L115 79V80H114V83H115V81L117 82ZM124 80H125V79H124ZM129 80H130V79H129ZM142 80H143V79H142ZM144 80H146V79H144ZM162 80H163V79H162ZM164 80H165V79H164ZM232 80H233V79H232ZM18 81H19V80H18ZM29 81H30V80H29ZM35 81H36V80H35ZM43 81H45V80H43ZM48 81L51 82L49 79H48ZM80 81H81V80H80ZM93 81H94V80H93ZM96 81H95V82H96ZM119 81H121V79H120ZM125 81H126V80H125ZM151 81H152V80H151ZM241 81H242V80H241ZM21 82H22V81H21ZM74 82H75V81H74ZM83 82H84V81L82 80V83H81L82 85H83ZM88 82H89V81H88ZM103 82H104V81H103ZM130 82H131V81H130ZM132 82H133V81H132ZM136 82H137V81H136ZM139 82H140V81H139ZM225 82H226V81H225ZM227 82H228V80H227ZM14 83H15V79H14V81H13V84H14ZM78 83H79V82H78ZM111 83H110V85H112ZM114 83H113V84H114ZM121 83H122V82H121ZM141 83H142V81H141ZM20 84H21V83H20ZM26 84H28V82H27ZM26 84H25V85H26ZM38 84H40V83H38ZM79 84H80V83H79ZM92 84H93V82H91V86H92ZM96 84H98L100 87L103 85V86H102L103 88H104V87L106 88L107 86H108V88H109V86H110V85H108V84H107V86L104 85V84H106V82H104V84H101V85H100L99 83H96ZM117 84H118V83H117ZM131 84H132V83H131ZM133 84H134V82H133ZM136 84L138 85V83H136ZM144 84H145V83H144ZM144 84H143V85H144ZM150 84H151V83H150ZM238 84H240V82H239ZM241 84H242V83H241ZM11 85H12V80H11ZM14 85H15V84H14ZM16 85H18L17 81H16ZM16 85H15V86H16ZM47 85H48V84H47ZM50 85H51V84H50ZM93 85H94V84H93ZM98 85H97V86L95 85L96 87L93 86L94 88H93V89L90 88V90H94V91L96 90V92L99 91V90H100V87H99V90H98V88H97ZM118 85H119V84H118ZM120 85H121V84H120ZM228 85H229V84H228ZM230 85H231V84H230ZM248 85H249V84H248ZM12 86H13V85H12ZM26 86H27V85H26ZM83 86H85V85H83ZM121 86H122V85H121ZM126 86H127V85H126ZM126 86H124V87H126ZM129 86H130V84H129ZM133 86H135V85H133ZM148 86H149V85H148ZM148 86H147V88H148ZM237 86H238V85H237ZM240 86H241V85H240ZM37 87H38V86H37ZM39 87H41V86L39 85ZM139 87L141 88L140 85H139ZM145 87H146V86L144 85V88H145ZM183 87H184V86H183ZM183 87H182L180 90H183V89H184ZM228 87H229V86H228ZM238 87H239V86H238ZM243 87H245V86H243ZM247 87L249 88V86H247ZM47 88H48V86H47ZM49 88H50V87H49ZM49 88H48V89H49ZM75 88H77V87L75 86ZM79 88H80V87H79ZM86 88H89V87H86ZM86 88H85V89H86ZM95 88H97V89H95ZM132 88H135V87H132ZM140 88H139V89H140ZM9 89H12V88H9ZM43 89H44V88H43ZM50 89H51V88H50ZM80 89H81V88H80ZM120 89L123 90L124 88L122 87V88H120ZM141 89H142V88H141ZM233 89H234V88H233ZM233 89L230 88V91H229L230 93H229V95H227V96H225V97H223V98L221 99V101H220L221 104H219V106L223 105L224 108L228 109V107H229L230 104H233L234 106H236V103L239 102V105L237 104L238 106H236L237 109H236L235 107H234L235 109H233V110L229 108L230 110L228 109V111H227L226 113H224L223 109H222L221 112H220V110H219V113L222 115V118H221V115H220V114L218 115V116H219V117H218L217 114L214 113V114L217 116V118H216L217 120L215 119L216 122H215V125H214V126L217 125L216 127H214V128H216V130L214 129V131L210 132V134L206 135L205 137H200V138H202V139H197L198 136L195 138V133H196V132H194V131H196V130H195L196 128H195V125H194L195 123H193V120H194L196 117L193 116V115L191 114V110H192V112H193V109H194V108L191 107V101H188V100L186 99L185 93H184V95H183V97H182L183 100H184L185 103H186L185 107L183 108V113H181V114H182V122H183L182 125H184V127L186 128V131H187V138H188L191 142H193V141L195 142V141H196L195 139H197L196 143L199 144V145L205 143L206 141L212 139L213 137H221V136H222L223 139H224V142H223L222 137L220 138V140L222 139L221 141L224 143V145L221 146V151H222V153H221V151H218V152H220L221 154H220V153L218 154V152H217V154L215 153V155H216V157H215L216 161H215L214 163L212 162V164H213L212 166L214 167L215 170H216V169L219 170L220 168L224 167L226 164H227L228 166H230V165L233 164V162L235 161V159H236L235 157H237V158L239 159V156L236 155V152H237V151L239 152V151L242 150V152H243L242 154H244V155H245L247 152L249 153V151H248L249 146L252 145L251 143H253V140H254V138L256 137V136L254 137V135H253V136L250 135V134H251V125H252L251 123H253L254 121H253V122L250 121L251 117L249 116V98H248L249 95H248V92H247L245 89H241V88L239 87L238 89H239V90L241 89V90H240V92L238 93V95H239V99H237V98L235 97V92L233 91ZM238 89L235 88V91L238 90ZM246 89H247V88H246ZM36 90H37V89H36ZM36 90H35V91H36ZM38 90H40V89H38ZM44 90H45V91H48V90H46V89H44ZM52 90H53V88H52ZM77 90H78V89H77ZM83 90H84V89H83ZM103 90H104V89L100 90V92H98V93H101L100 96H101L103 99H106V100H107V102H106V100H103V101L101 100V101H102V102H106V103L108 104V103H109L108 101L111 100V99H109V97H110V95L112 96V94L109 93V91L111 92V90L106 91V92H107V94H106L107 96H106V95L103 96V95H104L103 92L105 91V90H104V91H103ZM114 90H115V84H114ZM127 90H129V88H128ZM137 90H138V89H137ZM147 90H148V89H147ZM151 90H152V89H151ZM33 91H34V90H33ZM49 91H50V90H49ZM49 91L47 92L48 94H49ZM55 91H56V93H57L58 90L55 89ZM55 91H54V92H55ZM84 91H85V90H84ZM86 91H87V90H86ZM102 91H103V92H102ZM118 91H119V90H118ZM125 91H126V90H125ZM131 91H133V90H131ZM131 91H130V92H131ZM138 91H139V90H138ZM145 91H146V90H145ZM148 91H149V90H148ZM186 91H187V90H186ZM192 91H193V90H192ZM58 92H59V91H58ZM62 92H63V90H62ZM79 92H80V91H79ZM106 92H105V93H106ZM121 92H122V91L119 92L120 95H122ZM135 92H136V90H135ZM141 92H142V91H141ZM182 92H183V91H182ZM190 92H191V91H190ZM236 92H237V91H236ZM37 93H38V92H37ZM40 93H41V92H40ZM42 93H44V95H45V92L42 91ZM56 93H54V94L56 95ZM59 93H60V92H59ZM85 93H87V92H85ZM90 93H91V94H90ZM90 93H89V95H92V94H93L92 91H91ZM111 93H113V92H111ZM122 93H123V92H122ZM126 93H129V91L126 92ZM131 93H132V92H131ZM137 93H140V92H137ZM144 93H145V92H144ZM222 93H223V92H222ZM13 94H14V93H13ZM38 94H39V93H38ZM38 94H37V95H38ZM102 94H103V95H102ZM146 94H147V91H146ZM215 94H216V93H215ZM50 95H51V93H50ZM59 95H60V94H59ZM87 95H88V94H87ZM94 95L96 96V94H94ZM97 95H98V94H97ZM117 95H118V93H117ZM117 95L115 94L114 96L116 97ZM120 95H119V96H120ZM125 95H128V94H124V96H125ZM140 95H141V96H144V94H143V95L140 94ZM152 95H153V93H152ZM152 95H151V96H152ZM189 95H190V94H189ZM52 96H53V95H52ZM92 96H93V95H92ZM95 96H94V97H95ZM124 96H123V97H124ZM138 96H139V95H138ZM138 96H136L137 99H138ZM187 96H188V95H187ZM223 96H224V95H223ZM44 97H47V98H48L49 96H46V95H45ZM54 97H55V96H53V97L50 96V98H54ZM94 97H92V98H94ZM101 97H99V95H98V99H96V100H99V101H100V98H101ZM104 97H105V98H104ZM106 97H107V98H106ZM120 97L122 98V96H120ZM154 97H155V96H154ZM38 98H39V97H38ZM47 98H46V99H47ZM59 98H60V97H59ZM59 98H57L58 100L56 99V101H57V102L59 101V103H61ZM87 98H91V97L89 96V97H87ZM95 98H96V97H95ZM111 98H112V97H111ZM116 98H117V97H116ZM125 98H126V97H125ZM125 98H122V100L124 99L123 102L129 100V99H126V100H125ZM152 98H153V97H152ZM209 98H210V97H209ZM43 99H45V98H43ZM108 99H109V100H108ZM134 99H135V98H134ZM137 99H136V100H137ZM218 99H219V98H218ZM33 100H34V99H33ZM39 100H41V99H39ZM52 100H53V99H52ZM85 100H86V99H85ZM91 100H93V99H89L88 102L91 103ZM94 100H95V99H94ZM115 100H116V99H115ZM119 100H121V99H119ZM204 100H205V99H204ZM212 100H213V99H212ZM34 101H35V100H34ZM34 101H33V102H34ZM61 101H62V99H61ZM99 101H96V105H97V103H98ZM117 101H118V100H117ZM139 101H143V97H142V99H141V97H140L139 100H138V102H139ZM144 101H145V100H144ZM144 101H143V102H144ZM152 101H155V100H152ZM33 102H32V103H33ZM35 102H37V101H35ZM57 102H56V103H57ZM85 102L88 104L87 101H85ZM102 102H100L101 105H100V103H99V106H100V107L103 105ZM110 102H111V101H110ZM114 102H115V101H114ZM114 102H113V103H114ZM121 102H122V101H121ZM121 102H120V103H121ZM132 102H133V101H132ZM136 102H137V101H136ZM138 102H137V104H139ZM204 102H205V101H204ZM204 102H203V103H204ZM206 102H207V101H206ZM212 102H213V101H212ZM86 103H85V106H86ZM113 103H112V104H113ZM115 103L118 104V102H115ZM115 103H114V104H115ZM120 103H119V104H120ZM126 103H127V102H126ZM140 103H142V102H140ZM149 103H150V99H149ZM153 103H156V102H153ZM216 103H217V102H216ZM218 103H219V102H218ZM222 103H223V104H222ZM36 104H37V103H36ZM107 104H105V105L108 106ZM116 104H115V106L118 107V105H116ZM128 104H129V103H128ZM128 104H126V105H128ZM146 104H147V103H146ZM146 104H145L144 112H143L144 116H143V117L141 116L142 118L140 117L141 119H140V118L138 119L139 121L141 120V122H142L144 119H145V121H146V119H147V115H145V114H146L145 112L147 111V110H145V108L147 109ZM207 104H208V103H207ZM211 104H212V103H210V106H211ZM213 104H214V103H213ZM96 105H95V102L92 103V107H91V108H93V109H92V114H94V115L97 114L99 117H98V116H96V117H97V119H99L100 116H101V114H103V116L105 115V112H106V106H102L101 110H100V107L97 106V109H98V107H99V110H100L99 112H101L102 110H103V111L105 110L104 113H103V111H102L101 114L99 113V114H100V115H99L98 112L95 111V106H96ZM121 105H122V104H121ZM121 105H119V106H121ZM130 105L134 106L135 104H134V105H133V104H130ZM130 105L128 106V108L130 107ZM143 105H144V104H143ZM151 105H152V104H151ZM151 105H150V107H151ZM34 106H35V105H34ZM122 106H123V105H122ZM195 106H196V105H195ZM202 106H203V105H202ZM210 106H209V110L212 109V108H213V110L216 109V107H213V106L210 107ZM214 106H215V104H214ZM216 106H218V105L216 104ZM223 106H222V108H223ZM231 106H232V105H231ZM32 107H33V106H31V108H32ZM89 107H90V106L87 105V107H85L86 110H87V108L89 109ZM103 107H104V108H103ZM124 107H125V103H124ZM138 107H141V106H138ZM108 108H109L108 110H110V106H109ZM111 108H112V106H111ZM126 108H127V107H126ZM126 108H123V109L126 110ZM63 109H64V108H62V110L59 109V110H61V114H60V111H59V114H60L59 117L63 116V113H62V112H63ZM97 109H96V110H97ZM113 109L115 110V107H113L111 111H113ZM116 109H118V108H116ZM120 109L122 110L121 107H119V110H120ZM150 109H151V108H149V111H151ZM218 109H220V107H218ZM119 110H118V111L115 110V111H116L118 114H120V111H119ZM127 110H129V109H127ZM127 110H126V111H127ZM135 110H136V109H135ZM139 110H141V108H140ZM139 110H138V112H140ZM213 110H212V111H213ZM31 111H32V112H31ZM31 111H30L31 114L34 115V107H33V110H31ZM87 111H88V110H87ZM111 111H109V113H110ZM122 111H124V110H122ZM122 111H121V114H122ZM210 111H211V110H210ZM96 112H97V113H96ZM127 112H128V111H127ZM131 112H132V110H131ZM138 112H137V113H138ZM213 112H214V111H213ZM125 113H126V112H124L123 115L126 116L127 113H126V114H125ZM129 113H130V112H128V114H129ZM151 113H152V112H151ZM151 113L149 112V114H151ZM175 113H176V111H175ZM205 113H206V112H205ZM106 114H108V112H106ZM112 114H113V112H112ZM112 114H111V113H110V115L108 114V118H109V116L111 117ZM128 114H127V115H128ZM224 114L226 115L225 117H223ZM33 115H31V116H33ZM88 115H89V113H88ZM94 115L91 116L92 119H94ZM130 115H131V114H130ZM133 115H134V112H133ZM133 115H132V117H133ZM175 115H176V114H175ZM175 115L173 114L174 117H176ZM103 116H101V117H103ZM125 116H124V120H126V117H127V118L130 117V116H126V117H125ZM145 116H146V117H145ZM152 116H153V114H152ZM196 116H197V115H196ZM216 116L212 115V117H216ZM252 116H253V115H252ZM104 117H105V116H104ZM106 117H107V116H106ZM106 117H105V118H106ZM112 117H113V115H112ZM114 117H115V116H114ZM119 117H121V116H119ZM119 117H116V118H113V119H117V118H119ZM144 117H145V118H144ZM177 117H178V116H177ZM177 117H176V119H177ZM202 117H203V116H202ZM206 117H207V116H206ZM249 117H250V118H249ZM30 118H31V117L29 116L28 119H30ZM108 118H107V119H108ZM143 118H144V119H143ZM151 118H152V117H151ZM219 118H220V119H219ZM26 119H27V118H26ZM33 119H34V116H33V118L31 119L32 122H33ZM102 119H103V118H102ZM111 119H112V118H111ZM113 119H112V123H116V122L113 121ZM132 119H133V118H132ZM149 119H150V116H149V118H148L147 121H149ZM154 119L156 120V118H154ZM162 119L164 120V117H162ZM173 119H175V118H173ZM199 119H200V118H199ZM206 119H207V118H206ZM255 119H256V118H255ZM259 119H260V118H258V120H259ZM261 119H262V118H261ZM261 119H260V120H261ZM263 119H264V117H263ZM18 120H19V119H18ZM18 120H17V122H20V120H19V121H18ZM31 120H30V121H31ZM85 120H87V119H85ZM104 120H105V119H104ZM109 120H110V119H109ZM109 120H106V121H105V122H106L105 127H107V129L110 130L111 127H113L114 125H113V124H112V125L110 124V125H111V126H110L109 123H108ZM119 120L122 121V117H121V119H119ZM152 120H153V118H152ZM195 120H196V119H195ZM195 120H194V121H195ZM200 120H201V119H200ZM207 120H208V119H207ZM215 120H214V121H215ZM252 120H253V119H252ZM14 121H15V122H13V125H14L15 123L17 124L16 120H14ZM24 121H25V120H21V123L18 124L17 127L14 128V129H17L18 126H19V128H20L22 122H23V124H24ZM90 121H91V120L89 119V122H90ZM100 121H101V122H100ZM110 121H111V120H110ZM110 121H109V122H110ZM115 121H116V120H115ZM126 121H127V120H126ZM147 121H146V122H147ZM197 121H198V119H197ZM202 121H203V119H202ZM28 122H29V121H26L25 124H28ZM99 122H100V123H99ZM128 122H129V121H128ZM164 122H165V123H168V122H166V121H164ZM200 122H201V121H200ZM209 122H210V121H209ZM262 122H263V121H262ZM9 123H10V122H9ZM29 123H30V122H29ZM90 123H91V122H90ZM92 123H93V122H92ZM101 123H103V122H102V120L100 119V120L98 121V123L96 122V123H93V124H92V128H95V127H97V126H98V127H100V126L102 127V125H98V124H101ZM107 123H108V124H107ZM117 123H118V119H117ZM137 123H138V122H137ZM139 123H140V122H139ZM139 123H138V124H139ZM142 123H144V121H143ZM142 123H140V124L138 125V127H139L140 125H141V127H142V126H143ZM161 123H162L163 125H166V124L163 123V122H161ZM254 123H256V122H254ZM254 123H253V125H254ZM23 124H22V127H23ZM30 124H31V123H30ZM59 124H60V123H59ZM104 124H105V123H104ZM120 124H123V123L120 122V123L117 124L116 126L118 127V129L120 128L119 130L121 131V129H124V128H123L122 126L119 127L118 125H120ZM213 124H214V123H213ZM257 124H258V123H257ZM10 125H12V124H10ZM13 125L10 126V127H8V124H7L5 129L7 130V128H12V132H14V131H13ZM95 125H97V126H95ZM128 125H129V124H128ZM146 125H147V123H146ZM148 125H149V122H148ZM152 125H153V124H151V127L149 128V130H152V129L154 130V126L152 127ZM155 125L158 126L159 124H158V125L155 124ZM196 125H197V124H196ZM15 126H16V125H14V127H15ZM57 126L59 127L58 124H57ZM57 126H56V127H57ZM88 126H89V125H88ZM116 126H114V127H116ZM156 126H155V127H156ZM169 126H170V125H169ZM22 127H21V128H22ZM60 127H61V126H60ZM114 127H113V128H114ZM117 127H116V128H117ZM162 127H163V126H162ZM164 127H166V129H167L168 126H164ZM178 127H179V126H178ZM26 128H28V127H25V128H22V129L25 130ZM29 128H30V127H29ZM29 128H28V129H29ZM142 128H144V126H143ZM151 128H152V129H151ZM160 128H161V126L159 125V129H160ZM28 129H26L25 131H27ZM54 129H55V128H54ZM58 129H59V128H58ZM61 129H62V128H61ZM89 129H90V127H89ZM89 129H88V130H89ZM100 129H102V128H100ZM100 129H99V130H100ZM130 129H131V128H130ZM166 129L162 128V129H160V131H163V130H164V131L166 132ZM210 129H211V128H210ZM255 129H256V127H255ZM255 129H254V130H255ZM8 130H10V129H8ZM95 130H97V128H95ZM103 130H104V128H103ZM105 130H106V129H105ZM127 130H128V128L125 127V129H124L125 133L123 132V133L125 134V136H126V132H128ZM145 130H146V128H145ZM169 130H170V128H169ZM169 130H167V131L169 132ZM256 130H257V132H258V129H256ZM21 131H22V130H21ZM21 131H18V132H21ZM52 131H53V130H51V132H52ZM54 131H55V130H54ZM107 131H108V130H107ZM110 131H112V130H110ZM116 131H117V130H116ZM136 131H138V130H136ZM136 131H135V133H136ZM160 131H159V132H160ZM164 131H163V132H164ZM4 132H5V131H4ZM95 132L98 133L99 131H95ZM112 132H114V131H112ZM121 132H122V131H121ZM132 132H134V131L132 130ZM148 132H149V131H148ZM157 132H158V129H157ZM179 132H180V130H179ZM259 132H260V128H259ZM6 133L10 134L9 136L12 135L9 131H7ZM15 133H17V132L15 131ZM23 133L25 134V132L22 131L21 134H23ZM53 133H54V132H53ZM88 133H89V135L94 134V135H92V136H95V137L92 138L93 140L91 139V137L89 138V139L92 140V142H91L92 144L90 143V144H89V147H92V151H93V155H92L91 160H90L91 165H93L95 168H99V167H96V166H100V167H102V168H106V169L104 170V172H105L107 169H109V170L111 169V170L109 171V173H110V172L112 173L113 171H117V170H119V168H118V169L115 168V170H114V167L116 166V163L118 162V159H119V160H121V159L123 160V158L126 156V155L123 156V158H121V156H119V155H121L119 152H120V150H121L122 147H121L120 149H117V151L115 150L116 147H115V142H114V140H113V137H114V135H115V136L118 135L119 131H118V133H115V134L112 133V135H113L112 137H109V136H108V137L104 138L103 141H102L100 144L97 142V141H99L98 138L96 139V137H98V134H97V133H94V132L92 133L91 131L88 132ZM99 133H100V132H99ZM138 133H139V132H138ZM138 133H137V134H138ZM151 133H152V132L150 131V132L148 133V136L145 135L146 133H145V134L140 133V134H142V135H140V137H139V139H140L139 141L141 142V144L138 142V144H140V149H138V151L140 150V151H139V152H140V159H139L140 161L138 160L139 163H140V165L135 163V164L138 165V166H141V164H142V166H146V165H144V164L142 163V162H143V159H142V158H143V153H144L145 149H147V148H146V141L148 140V138H150L149 134H151ZM155 133H156V132H155ZM161 133H162V132H161ZM166 133H167V132H166ZM21 134L19 133L18 136L15 137L16 139L14 138L15 140H13V141H17V138L23 137V136H21ZM24 134H23V135H24ZM49 134H50V133H49ZM51 134H52V133H51ZM51 134H50V135H51ZM59 134H60V133L58 132V136H59ZM95 134H96L97 136H96ZM100 134H103V135H104V133H100ZM100 134H99V135H100ZM105 134H106V133H105ZM119 134H122V133H119ZM124 134H123V135H124ZM130 134H132V133H131V132H130V133H127L128 136H129ZM133 134H134V133H133ZM133 134H132V135H133ZM137 134H136V135L134 134L132 138L134 139V136H137ZM197 134H198V133H197ZM253 134H254V133H253ZM255 134H256V133H255ZM15 135H17V134H15ZM50 135H49V136H50ZM53 135H54V134H52L51 137H53ZM67 135H69V134H67ZM103 135H102V136H103ZM123 135H119V136H117L116 138L119 137V138L122 139V138H123ZM153 135L155 136V139L152 137V138H150V140L154 139L153 141H155L156 144L158 145V142H159L160 140H159V139H156V138H159V137H156L155 134H153ZM158 135H159V134H158ZM259 135H260V134H259ZM13 136H14V135H13ZM58 136H57V133H56V137H55V139L57 138V140H58V139H59ZM104 136H105V135H104ZM120 136H121V137H120ZM130 136H131V135H130ZM130 136H129V137H130ZM171 136L174 138L173 135H171ZM200 136H201V135H200ZM202 136H203V135H202ZM251 136H252L253 139L251 138ZM261 136H262V135H261ZM261 136H260V137H261ZM51 137H50V138H51ZM60 137H61V135H60ZM129 137L126 136V138H128V140H129ZM161 137H162V136H161ZM166 137H167V135H166ZM166 137H165V135H164V138H165V139H166ZM169 137H170V135H169ZM50 138L48 137L49 140H47V141L53 140V139H50ZM53 138H54V137H53ZM99 138H100V136H99ZM135 138H136V137H135ZM170 138H171V137H170ZM257 138H258V137H257ZM262 138H264V135H263ZM12 139H13V138L11 137L10 140H12ZM67 139H68V138H67ZM123 139H124V138H123ZM136 139H137V138H136ZM165 139H164V140H165ZM251 139H252V140H251ZM259 139H261V138H259ZM259 139H256V138H255L254 143L256 144V141H259ZM91 140H90V141H91ZM96 140H97V141H96ZM134 140H135V139H134ZM134 140H133V142H135ZM157 140H159V141H157ZM177 140H179V139H177ZM239 140H240V142H239ZM90 141H89V142H90ZM115 141L117 142L116 139H115ZM124 141H125V140H124ZM124 141H123V143H124ZM126 141H127V140H126ZM126 141H125V142H126ZM153 141L151 142L152 144H154ZM237 141H238L239 143H237ZM250 141H251V143H250ZM261 141L263 142L264 140L261 139ZM17 142H18V141H17ZM55 142H56V141H55ZM55 142H54V143H55ZM127 142H128V141H127ZM174 142H175V141H174ZM191 142H189V143H191ZM47 143H49V142H47ZM54 143H53V144H54ZM123 143H122V144H123ZM129 143H130V141H129ZM165 143H166V142H165ZM187 143H188V142H187ZM206 143H207V142H206ZM240 143H241V144H240ZM254 143H253V144H254ZM49 144L52 145L51 142H50ZM56 144H57V143H56ZM120 144H121V143H120ZM124 144H126V143H124ZM133 144H134V143H133ZM249 144H250V145H249ZM255 144H254V145H255ZM259 144H261V143H259ZM259 144H258V145H259ZM262 144H263V143H262ZM262 144H261V146H262ZM91 145H92V146H91ZM99 145H100L101 147H100ZM128 145H130V144H126L125 147H127ZM149 145H151V144H149ZM154 145H155V144H154ZM159 145H160V144H159ZM178 145H179V144H178ZM182 145H183V144H182ZM258 145H256V146L258 147ZM86 146H87V145H86ZM121 146H122V145H121ZM135 146H136V142H135ZM135 146H134V147H135ZM152 146H153V145H152ZM236 146H238L237 149H239V150H237V151H236ZM256 146H255V147H256ZM261 146H259V147H260V150H258L259 148L257 149L258 152H257V150H256L255 148H254L255 151H253V146H252V151L254 152V154H255V152H257L256 154H258V155L261 153ZM263 146H264V145H263ZM27 147H28V146H27ZM50 147H53V148H54V146H50ZM117 147H118V145H117ZM119 147H120V145H119ZM125 147H124V149H125ZM150 147H151V146H149V148H150ZM154 147H155V146H154ZM176 147H177V146H176ZM240 147H241V149H240ZM257 147H256V148H257ZM28 148H30V146H29ZM33 148H34V147H32V149H33ZM98 148H102V150H104V152H106V154H105L103 151H98ZM128 148H130V147H128ZM131 148H132V146H131ZM131 148H130V149H131ZM136 148H138V147H136ZM136 148H134V149H136ZM152 148H153V147H152ZM263 148H264V147H263ZM40 149H41V148H40ZM124 149L121 151L122 154H125V153H123ZM132 149H133V148H132ZM132 149H131V150H132ZM156 149H158V148H156ZM211 149H213V148H211ZM211 149H210V151H211ZM36 150H38V148H37ZM36 150H35V148L33 149L34 152H35ZM86 150H87V149H86ZM164 150H165V149H164ZM213 150H214V149H213ZM219 150H220V149H219ZM249 150H250V149H249ZM39 151H40V150H39ZM39 151H38V152H39ZM118 151H119V152H118ZM126 151H127V150H126ZM128 151H130V150H128ZM134 151H135V150H134ZM157 151H158V150H156V153H157ZM210 151H209V152H210ZM235 151H236V152H235ZM259 151H260V153H259ZM31 152H32V151H31ZM31 152H30V153H31ZM34 152L32 153V154H33V160H34V159H38V158H35V157H37L36 155H39V154H40V152H39V154H37V153H38L37 151H36L37 153H35V154H34ZM101 152H103V154H105V155L103 156ZM114 152H116L117 155L119 154L118 157H120V158L116 157V155H115L116 153L114 154ZM124 152H125V151H124ZM130 152H131V151H130ZM130 152H127V153H130ZM250 152H251V151H250ZM85 153H86V152H85ZM98 153H99V154H98ZM100 153H101V154H100ZM152 153H154V152H152ZM156 153H154V154L156 155ZM251 153H252V152H251ZM28 154H29V153H28ZM28 154H24V157H27V156H25V155H28ZM86 154H87V153H86ZM97 154L100 155V156L102 155V157H99ZM145 154H146V153H145ZM211 154H212V153H211ZM252 154H253V153H252ZM256 154H255V155H256ZM29 155H30V154H29ZM34 155H35V157H34ZM127 155L130 156L131 154H127ZM152 155H153V154H151L150 156H148V154H147L148 158L151 157ZM202 155H203V153H202ZM202 155H201V156H202ZM212 155H213V154H212ZM239 155H240V152H239ZM263 155H264V154H263ZM129 156H128V157H129ZM134 156H135V155H134ZM134 156H133V157L131 156V158L134 159ZM252 156H254V155H252ZM252 156H251V158H252ZM115 157H116V159H117V162H116V160H115ZM126 157H127V156H126ZM126 157L124 158V160H125V159L127 160ZM154 157H155V156H154ZM154 157H153V158H154ZM245 157H246V156H245ZM30 158H31V157H30ZM39 158H40V157H39ZM151 158H152V157H151ZM243 158H244V157H243ZM261 158H262V159H260L261 161H259L258 164L256 165V167L254 168V169L256 170V172L259 171L260 173H262V171L264 170V168H263V167H264V166H263V158H264V156L261 157ZM136 159H137V158H136ZM149 159H150V158H149ZM196 159H197V158H196ZM210 159H211V157H210ZM28 160H29V159H28ZM31 160H32V158H31ZM129 160H130V158H129ZM144 160H146V158H145ZM157 160H158V159H157ZM197 160H198V159H197ZM211 160H213V159H211ZM21 161H24V159H23V160H20V162H21ZM35 161H36V160L33 161L34 164H35V166H36L37 163H38V165H40L39 162H38L39 159H38L37 163H35ZM127 161H128V160H127ZM20 162H19V163H20ZM90 162H89V163H90ZM123 162H125V161H123ZM131 162H132V161H131ZM169 162H170V161H169ZM169 162H168V163H169ZM192 162H193V160H192ZM194 162H195L194 165H195V169H196V171H197V169H198V170L201 169V168H199L198 165H197L198 161H196V160L194 159ZM19 163H18V164H19ZM26 163H27V162H26ZM118 163H120V161H119ZM125 163H126V162H125ZM127 163H129V162H127ZM243 163H244V162H243ZM22 164H23V162H22ZM22 164H19V166L22 165ZM27 164H28V163H27ZM34 164H32L33 167H34ZM146 164H147V163H146ZM165 164H166V163H165ZM28 165H29L30 168H31L32 165H30V164H28ZM28 165L26 166L27 169H29ZM153 165H157V163H156V164L154 163V164H152L151 166L147 165V167L151 169V167H152ZM234 165H235V164H233L232 166H234ZM22 166H23V165H22ZM93 166H92V167H93ZM129 166H130V165H129ZM163 166H164V165H163ZM163 166H162V167H163ZM167 166H168V165H167ZM167 166H166V167H167ZM228 166H227V167H224V168H229L230 170H232V169L230 168L231 166H230V167H228ZM241 166H242V164L239 166V168H240ZM17 167H18V166H17ZM94 167H93V168H94ZM120 167H121V166H120ZM125 167H127V166H125ZM159 167H160V166H159ZM166 167H165V168H166ZM168 167H169V166H168ZM200 167H201V166H200ZM18 168H20V167H18ZM75 168H76V167H75ZM82 168H83V167H82ZM102 168H101V170H103ZM148 168H145V169L148 171ZM153 168H154V167H153ZM156 168H157V166H156L155 169H153V170L156 171V170L158 169V168H157V169H156ZM224 168H222V169H224ZM53 169H54V168H53ZM122 169H123V168H122ZM124 169H125V168H124ZM128 169H129V168H128ZM150 169H149V170H150ZM229 169H228L227 173L225 172V173H226L225 176H226V177L228 176L227 178H229V175H230V177H232V175H231L230 173H228V172H230ZM235 169L238 170V167L236 168V166H235V168H233V170L235 171ZM254 169H253V170H254ZM29 170H30V169H29ZM153 170L151 169L150 171L153 172ZM212 170H213V168H212ZM212 170H211V171H212ZM225 170H226V169H225ZM233 170H232V172H234ZM251 170H252V169H250V171H251ZM27 171H28V170H27ZM53 171H54V170H53ZM130 171H131V170H130ZM213 171H214V170H213ZM222 171H223V170H222ZM222 171L220 170V171L218 172L219 175L221 174L220 172H222ZM29 172H30V171H29ZM29 172H28V173H29ZM54 172H55V171H54ZM59 172H60V171H59ZM82 172H83V171H82ZM123 172H124V171H123ZM232 172H231V173H232ZM253 172H255V171H253ZM28 173H27V174H28ZM111 173H110V174H111ZM156 173H157V172H156ZM212 173H213V172H212ZM240 173H241V172H240ZM17 174H18V173H17ZM54 174H55V173H54ZM81 174H82V173H81ZM81 174H80V175H81ZM83 174H84V173H83ZM112 174L114 175V173H112ZM213 174H215V173H213ZM222 174H224V173H222ZM227 174H229V175H227ZM232 174H233V176L235 175V173H232ZM248 174H249V173H248ZM254 174H255V173H254ZM113 175H109V176H112V177H113ZM156 175H157V174H156ZM255 175H257V174H255ZM117 176H118V175H117ZM154 176H155V175H154ZM214 176H215V175H214ZM217 176H218V175H217ZM223 176H224V175H223ZM57 177H58V175H57ZM81 177H83V176H81ZM119 177H120V176H119ZM27 178H28V176H27ZM27 178H26V179H27ZM243 178H244V177H243ZM245 178H248V176L245 177ZM245 178H244V179H245ZM26 179H25V181H27ZM78 179H79V178H78ZM121 179H122V176H121ZM121 179H120V180H121ZM223 179H224V182H223ZM23 180H24V177H23ZM23 180H22V181H23ZM68 180H69V179H68ZM231 180H232V178H231ZM18 181H20V180H18ZM155 181H156V180H155ZM221 181H222L223 183H225V177H222V180H221ZM221 181H219V183H220ZM233 181H234V180H233ZM241 181H243V179H242ZM249 181H252V182L249 183L248 180H247V181H246L247 184H245V185L243 184V185H242V186H244V187L241 186L242 188L240 187V189H236V190H234V194L236 193L237 196H238V195H244L245 193L248 192V193H249L248 198L245 197V198H247V199H244V198H242V196H241L240 198H242V202H239V200H238V201H234V200H233L234 202H233V201H230V202H228V203H226V204H221V206L219 207L221 210H223V212H226V211H233V213H235V215H233V217L237 218V219L239 220L238 222L241 221L239 224L243 223V221L245 220V218H246V216H247V211H248V210H247L246 205H247V202H248V201H250L251 199H252V200H253V199H254V200H264V175H263V174H260L259 176L255 177V180H254V181H253V180H250V179H249ZM67 182H68V181H67ZM222 182H221V183H222ZM20 183H21V182H20ZM22 183H23V182H22ZM123 183H126V182L123 181ZM123 183H122V184H123ZM228 183H231V182H229V179H228ZM206 190H207V189H206ZM232 191H233V190H232ZM154 192H155V191H154ZM160 193H161V192H160ZM226 193H227V192H226ZM146 194H147V193H146ZM150 194H152V193L150 192ZM212 194H213V193H212ZM145 196H146V195H145ZM213 196H214V195H213ZM225 196H226V195H225ZM179 197H180V196H179ZM185 197H186V196H185ZM232 197H233V196H232ZM41 198H42V195L40 196V199H41ZM227 198H228V197H227ZM230 198H231V197H230ZM234 198H236V197H234ZM178 199H180V198H178ZM166 200H167V199H166ZM166 200H165V201H166ZM181 200H182V199H181ZM245 200H246V201H245ZM163 201H164V200H163ZM167 201H168V200H167ZM244 201H245V202H244ZM196 202H197V201H196ZM221 202H222V201H221ZM224 202H225V201H224ZM46 203H47V202H46ZM161 203H162V202H161ZM164 203H165V202H164ZM208 203H209V202H208ZM162 204H163V203H162ZM179 205H180V204H178V206H179ZM181 205H182V204H181ZM28 206H29V205H28ZM51 206H52V205H51ZM115 206H116V204H115ZM149 206H150V205H149ZM183 206H184V205H183ZM113 207H114V205H113ZM143 207H144V206H143ZM143 207H142V208H143ZM160 207H161V205H160ZM185 207H186V206H185ZM185 207H184V209H185ZM24 208H25V207H24ZM24 208H23V209H24ZM116 208H118V207H116ZM144 208H146V207H144ZM173 208H174V207H173ZM180 208H181V207H180ZM215 208H216V207H215ZM51 209H52V207H51ZM119 209H120V208H119ZM148 209H149V208H148ZM169 209H170V208H169ZM175 209H177V208L175 207ZM178 209H179V208H178ZM184 209H182V210H184ZM46 210H47V209H46ZM46 210H43V211L45 212ZM117 210H118V209H117ZM150 210H151V211H152V210L154 211V209H152V208H151ZM150 210H148V212H149ZM165 210H166V209H165ZM172 210H173V209H172ZM179 210H180V209H179ZM16 211H18V209H16ZM166 211H167V210H166ZM168 211H169V210H168ZM168 211H167V212H168ZM174 211L176 212V210H174ZM174 211H173V212H174ZM110 212H111V211H110ZM110 212H109V213H110ZM167 212H166V213H167ZM173 212L170 211V213H173ZM175 212H174V213H175ZM177 212H178V210H177ZM177 212H176V213H177ZM168 213H169V212H168ZM180 213H182V212H180ZM42 214H43V213H42ZM145 214H146V213H145ZM151 214H154V213H151ZM151 214L148 213V214H146L145 217H147L148 215L152 216ZM162 214H163V213H162ZM134 215H135V214H134ZM141 215H142V214H141ZM143 215H144V214H143ZM163 215H165V214H163ZM166 215H167V214H166ZM166 215H165V216H166ZM126 216H128V215H126ZM126 216H125V217H126ZM157 216H158V215H157ZM159 216H162V215H159ZM165 216H164V217H165ZM120 217H121V219H120ZM120 217H119V219L122 220V221L127 219V217H126V218H122V215H120ZM128 217H129V216H128ZM137 217H138V216H137ZM142 217H143V216H142ZM145 217H144V218H145ZM153 217L156 218L155 215H153ZM164 217H161V218H164ZM117 218H118V217H117ZM117 218H116V220H117ZM129 218H130V217H129ZM129 218H128V220H129ZM134 218L136 219V221L134 220ZM144 218L141 220V221H144L143 223H145ZM147 218H148V219H146V223H148L147 220L150 222V221H152V220L154 219V218H153V219L151 220L152 217L149 219V216H148ZM119 219H118V222H119V223H118L117 226H120V225H119V224H120V220H119ZM140 219H141V218H140ZM140 219H139V218L137 219L135 216L133 217L134 222H137L136 224L139 223V224L136 225L135 227H137V226H138V227H140V226L142 227V226H143V224L140 225V223H141V222L139 221ZM110 220H111V219H110ZM112 220H114V219H112ZM116 220H114V221H116ZM128 220H127V221H128ZM131 220H132V218H131ZM172 220H173V219H172ZM114 221H113V222H114ZM138 221H139V222H138ZM153 221H154V220H153ZM165 221H166V220H165ZM183 221H184V220H183ZM111 222H112V221H111ZM111 222L109 221V223H111ZM134 222H133V223H134ZM115 223H116V222H115ZM133 223L129 224V226L132 225ZM146 223L144 224V227H143V229L145 228L144 232H147V230L150 229V228L152 229V227H150L151 223H150V224L148 223L149 226L147 225V226L150 227V228H148L147 226H145ZM160 223H163V222H160ZM160 223H159V224H160ZM232 223H233V222H232ZM234 223H235V222H234ZM234 223H233V224H234ZM236 223H237V221H236ZM107 224H108V223H107ZM113 224H114V223H113ZM116 224H117V223H116ZM116 224H115V225H116ZM152 224H154L155 227H156V225H157L156 223H152ZM134 225H135V224H134ZM139 225H140V226H139ZM234 225H235V224H234ZM157 226H158V225H157ZM231 226H232V225H231ZM237 226H238V225H236V226L233 227V228H236ZM122 227H124V226H122ZM126 227H128L127 224L125 225V229L122 228V229H123V232H126V230L130 232V228H131V226H130V228L128 227V229H126ZM135 227H134V228H135ZM155 227H154V229H156ZM159 227H160V226H159ZM159 227H157V229H158L159 233H161L160 230H159ZM119 228H120V227H119ZM132 228H133V225H132ZM132 228H131V229H132ZM147 228H148V229H147ZM231 228H232V227H231ZM122 229H121V230H122ZM136 229H137V228H135L134 231H135ZM157 229H156L155 231H157ZM218 229H219V228H218ZM124 230H125V231H124ZM138 230H139V229H138ZM140 230L143 231L142 229H140ZM140 230H139V231H140ZM152 230H153V229H152ZM231 230H232V229H231ZM131 231H133V230H131ZM134 231H133V232H134ZM136 231H137V230H136ZM136 231H135V233H138V232H136ZM148 231H149V230H148ZM155 231L153 230L152 232H155ZM161 231H162V230H161ZM220 231H221V230H219L218 232L220 233ZM221 232H222V231H221ZM155 233H156V232H155ZM162 233H164V232L162 231ZM176 233H177V232H176ZM219 233H218V234H219ZM233 233H234V232H233ZM145 234H146V233H145ZM167 234H169V233H166V234L164 233L165 236H168ZM229 234H230V233H229ZM160 235L162 236L163 234H160ZM231 235H232V233H231ZM165 236H163V237H165ZM169 236L173 237L172 234H171V235L169 234ZM169 236H168V237H165V239L161 237V241H163V239H164L165 242H166V241H167L166 238H168V241H169ZM229 236H230V235H229ZM178 237H179V236H178ZM231 237H232V236H231ZM225 239L227 240V238H225ZM225 239H224V240H225ZM170 240H171V239H170ZM173 240H175V239H173ZM224 240H223V242H224ZM223 242H222V243H223ZM163 243H164V241H163ZM168 243H169V242H168ZM170 243H172V242H170ZM181 244H182V243H181ZM160 245H161V244H160ZM182 246H184V245H182ZM184 248H185V247H184ZM168 249H169V246H167V244H165V246H162V247L159 248V259L162 258V260H163V257L166 255V253H168ZM150 250H151V248H150ZM182 250H185V249H182ZM185 253H187V250H186ZM188 253H189V252H188ZM163 255H164V256H163ZM167 255H168V254H167ZM185 255H186V254H185ZM146 256L148 257V255H146ZM150 256H151V257H148V259H150V261H149L150 263H148V264H155L154 259H153V253H152V250H151V254H150ZM167 258H168V257H167ZM148 259H147V260H148ZM165 260H166V259H165ZM165 260H163V261H165ZM145 262H146V261H145ZM146 264H147V262H146ZM161 264H162V263H161Z\"/></svg>","mask_w":264,"mask_h":264}]
</instances>
